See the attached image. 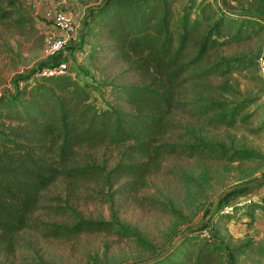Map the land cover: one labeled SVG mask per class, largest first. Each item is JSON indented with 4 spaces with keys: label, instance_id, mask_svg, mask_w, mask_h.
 <instances>
[{
    "label": "rangeland",
    "instance_id": "374dc122",
    "mask_svg": "<svg viewBox=\"0 0 264 264\" xmlns=\"http://www.w3.org/2000/svg\"><path fill=\"white\" fill-rule=\"evenodd\" d=\"M194 1L173 2V20L189 4L198 8L201 0ZM207 2L206 15L214 12L218 18L222 10L250 14L260 22V30L213 48L190 66L198 47L191 45L184 51L183 72L172 82L174 108L165 118L167 129L158 143L219 145L249 153V158L228 162L162 154L158 164L145 167L144 173L112 182L117 165H143L148 162L144 154L129 149V144H84L75 149L71 166H96L101 172L90 180L56 181L43 192L34 219L54 225L71 224L78 218L104 221L113 229L56 239L27 229L17 235L10 254L0 255V264H147L198 228L212 229L214 240L222 246L223 263L230 264L229 252L234 251L233 264H264V253L242 255L239 250L248 245L264 249V79L259 73V60L264 57V0ZM108 3L109 15L96 18L94 13ZM120 5L115 0H0L2 99L36 83L38 70L55 62L46 54L45 39L65 36L52 29L55 15L62 11L73 27L65 51L75 81L88 84L94 105L131 112L124 89L150 85L153 72L123 61L104 32L106 17L121 13ZM197 16L193 12L191 20ZM212 21L198 27L193 38ZM223 25L224 31L237 27L229 20ZM220 60H235L238 65L225 75L205 74ZM209 102L226 105L225 111L242 103L245 110L235 126L215 125L209 116L197 117L196 109ZM248 201L261 206L254 209ZM229 205L236 207L234 213L221 214L220 209Z\"/></svg>",
    "mask_w": 264,
    "mask_h": 264
},
{
    "label": "trees",
    "instance_id": "16d2710c",
    "mask_svg": "<svg viewBox=\"0 0 264 264\" xmlns=\"http://www.w3.org/2000/svg\"><path fill=\"white\" fill-rule=\"evenodd\" d=\"M175 1L115 0L116 4H122V12L106 17L104 32L116 45L122 60L135 62L137 69L153 72L150 85L124 89L131 112L94 105L90 102L88 84L78 83L65 74L40 77L11 97L0 96V255L10 254L17 245V235L27 229L49 239L113 229V224L104 221L78 218L71 224L54 225L34 219L41 208L43 192L56 181L80 182L101 172L96 166H71L75 149L84 144H129V149L144 154L148 162L141 164L143 168L134 169L139 164H119L118 170L112 171V182L144 173L148 170L145 167L158 164L157 158L162 154L228 162L249 158V153L219 145L158 143L160 134L167 129L165 118L174 108L172 82L183 72L180 57L184 51L191 45L198 47L190 66L213 48L236 43L241 36L249 38L260 30V22L250 14L231 15L222 10L218 18L214 12L206 15L207 0H199L198 8L193 3L187 5L173 20L170 5ZM110 8V3L104 5L94 13L95 17L109 15ZM193 12L198 15L195 20H191ZM226 20L237 25L234 31L223 30ZM210 21L202 34L193 38L196 29ZM237 65L235 60H220L205 74L225 75ZM162 76L166 78L164 81L160 80ZM225 108L221 103L209 102L196 109V113L198 118L209 116L215 125L230 128L235 126L245 107L240 103L227 111ZM249 204L254 209L261 206V203ZM200 235L201 228L190 231L171 250L147 264H225L221 244ZM186 248L192 250L186 253ZM244 249H239L242 255L264 253L258 245ZM233 252H229L230 264H233Z\"/></svg>",
    "mask_w": 264,
    "mask_h": 264
},
{
    "label": "built area",
    "instance_id": "2783aa9c",
    "mask_svg": "<svg viewBox=\"0 0 264 264\" xmlns=\"http://www.w3.org/2000/svg\"><path fill=\"white\" fill-rule=\"evenodd\" d=\"M52 29L62 32L65 36L58 37L56 35L49 36L45 39V51L49 57H52L55 62L45 67H42L38 70L37 74L40 77H54L58 75H69L74 77V73L69 67V59H66L68 56L64 52L69 41V36L73 33V27L70 22L68 15L65 12H58L55 15V19L52 24ZM259 73L262 79H264V57L259 60ZM248 204L250 201L247 202ZM245 205V202L241 204ZM235 206L229 205L228 207H223L220 209L221 214H232L234 213ZM205 240L214 239L212 229L210 228H201V235Z\"/></svg>",
    "mask_w": 264,
    "mask_h": 264
},
{
    "label": "crops",
    "instance_id": "0c3cea01",
    "mask_svg": "<svg viewBox=\"0 0 264 264\" xmlns=\"http://www.w3.org/2000/svg\"><path fill=\"white\" fill-rule=\"evenodd\" d=\"M66 54H67V52H66Z\"/></svg>",
    "mask_w": 264,
    "mask_h": 264
}]
</instances>
